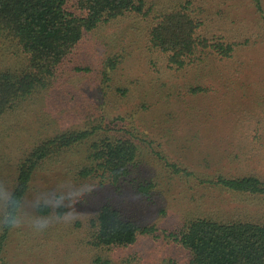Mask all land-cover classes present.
I'll list each match as a JSON object with an SVG mask.
<instances>
[{"label":"rangeland","instance_id":"rangeland-1","mask_svg":"<svg viewBox=\"0 0 264 264\" xmlns=\"http://www.w3.org/2000/svg\"><path fill=\"white\" fill-rule=\"evenodd\" d=\"M143 1L145 15L89 33L49 89L0 117V225L21 158L66 132L93 133L37 169L22 227L12 230L0 264H192L178 240L191 222L264 224V195L213 183L247 175L264 181V20L251 0H192L202 9V34L236 49L229 59L209 54L176 70L149 36L158 15L186 0ZM110 60L118 62L112 70ZM29 65L19 45L0 40V71L21 73ZM106 136L138 147L136 167L115 185L101 173L81 175L92 144ZM104 204L151 231L128 247L93 245L92 221Z\"/></svg>","mask_w":264,"mask_h":264},{"label":"trees","instance_id":"trees-1","mask_svg":"<svg viewBox=\"0 0 264 264\" xmlns=\"http://www.w3.org/2000/svg\"><path fill=\"white\" fill-rule=\"evenodd\" d=\"M251 3L264 20L263 0H251ZM201 10L194 7L192 0H186L155 20L150 30V45L167 57L170 68L182 70L194 66L205 61L209 54L221 59L233 56L235 43L202 34L205 23ZM145 13L143 0H0V40L19 45L30 61L24 72L0 71V117L49 89L59 67L89 33L112 20ZM117 65L118 62L110 60L107 66L112 70ZM92 134L85 130L66 132L44 141L21 158L0 225V253L12 233L4 222L10 198H17L19 220L37 169L61 155V151L88 140ZM137 156L138 147L132 140L106 136L92 144L90 165L82 169L81 175L101 173L112 184H119L136 167ZM213 183L231 192L264 195V181L256 175L220 177ZM38 211L48 214L50 209L39 206ZM92 225L95 231L91 243L100 248L128 247L137 242L142 232L151 231L142 230L137 222L125 218L109 204L101 206ZM178 240L191 252L192 264H264L263 223L198 219L180 233Z\"/></svg>","mask_w":264,"mask_h":264},{"label":"clouds","instance_id":"clouds-1","mask_svg":"<svg viewBox=\"0 0 264 264\" xmlns=\"http://www.w3.org/2000/svg\"><path fill=\"white\" fill-rule=\"evenodd\" d=\"M69 204H71V201H68ZM16 208H17V198L13 197L10 198L9 206L5 214V223L7 227L10 230H16L21 229L22 225L20 224L17 214H16ZM67 213H71L73 216H76L79 214L78 209L74 207H68Z\"/></svg>","mask_w":264,"mask_h":264}]
</instances>
